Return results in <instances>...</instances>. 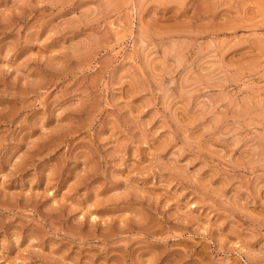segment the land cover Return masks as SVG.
Masks as SVG:
<instances>
[{"label": "rangeland", "instance_id": "374dc122", "mask_svg": "<svg viewBox=\"0 0 264 264\" xmlns=\"http://www.w3.org/2000/svg\"><path fill=\"white\" fill-rule=\"evenodd\" d=\"M0 264H264V0H0Z\"/></svg>", "mask_w": 264, "mask_h": 264}]
</instances>
